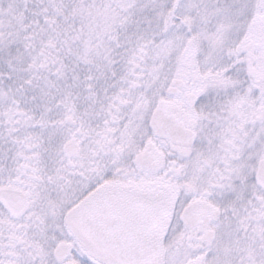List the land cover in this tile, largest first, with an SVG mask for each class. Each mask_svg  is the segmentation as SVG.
I'll return each instance as SVG.
<instances>
[{
	"label": "snow or ice",
	"instance_id": "snow-or-ice-1",
	"mask_svg": "<svg viewBox=\"0 0 264 264\" xmlns=\"http://www.w3.org/2000/svg\"><path fill=\"white\" fill-rule=\"evenodd\" d=\"M0 264H264V0H0Z\"/></svg>",
	"mask_w": 264,
	"mask_h": 264
}]
</instances>
